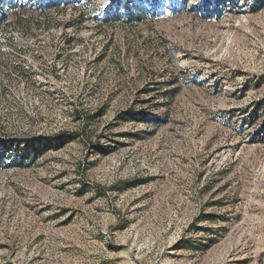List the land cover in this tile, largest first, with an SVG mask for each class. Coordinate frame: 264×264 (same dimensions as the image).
Here are the masks:
<instances>
[{
	"label": "rangeland",
	"instance_id": "1",
	"mask_svg": "<svg viewBox=\"0 0 264 264\" xmlns=\"http://www.w3.org/2000/svg\"><path fill=\"white\" fill-rule=\"evenodd\" d=\"M117 1L7 18L0 264H264V0Z\"/></svg>",
	"mask_w": 264,
	"mask_h": 264
},
{
	"label": "trees",
	"instance_id": "2",
	"mask_svg": "<svg viewBox=\"0 0 264 264\" xmlns=\"http://www.w3.org/2000/svg\"><path fill=\"white\" fill-rule=\"evenodd\" d=\"M85 0H0V37L5 35L7 38L10 36V32H5L4 29L9 16L16 17L20 15L21 12L25 9H33L38 11V13L44 9H47L51 6H69L76 9V21H84L89 18V13L86 10ZM117 5L120 6V11L116 13L114 11L113 17L116 19L129 23V22H139L142 21L147 13V8L137 3L133 0H118ZM152 5L150 4L149 7ZM85 8V9H84ZM107 13L106 16H108ZM97 19V16L95 15ZM57 139H50V144L56 142ZM59 140V139H58ZM44 143L43 137L31 136V135H21L13 136L10 140L0 138V146L15 149L18 151L22 149V156H28L30 154H35L42 150V145ZM8 153L0 151V167L7 160Z\"/></svg>",
	"mask_w": 264,
	"mask_h": 264
}]
</instances>
